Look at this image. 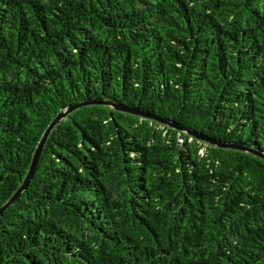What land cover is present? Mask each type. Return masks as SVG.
<instances>
[{
	"label": "trees",
	"instance_id": "16d2710c",
	"mask_svg": "<svg viewBox=\"0 0 264 264\" xmlns=\"http://www.w3.org/2000/svg\"><path fill=\"white\" fill-rule=\"evenodd\" d=\"M74 106L0 264H264V0H0V208Z\"/></svg>",
	"mask_w": 264,
	"mask_h": 264
},
{
	"label": "water",
	"instance_id": "95a60500",
	"mask_svg": "<svg viewBox=\"0 0 264 264\" xmlns=\"http://www.w3.org/2000/svg\"><path fill=\"white\" fill-rule=\"evenodd\" d=\"M81 106V105H79ZM79 106H74V107H70L64 111H62L61 113H59L58 115L55 116V118L51 121V123L48 125V127L46 128V130L44 131L37 147H36V150L34 152V155L32 157V160H31V163H30V166H29V169H28V172H27V175L25 177V179L21 182V185L19 186V188L17 189V191L14 193V195L7 201V203L5 205H3L1 208H0V216L3 214V212L5 210H7L10 206H12L19 198L20 196L22 195V193L26 190V188L28 187L30 181L32 180L35 172H36V169H37V165H38V162H39V159H40V156H41V153H42V150L44 148V145L47 141V138L49 137L50 133L52 132V130L68 115L70 114L71 112H73L75 109H77ZM116 109L120 110V111H124V112H127V113H132V114H136V115H139V113L137 111H134V110H128V109H124V108H120V107H115ZM164 124L172 127V128H175V129H179L178 127H176L175 125L173 124H170L168 122H163ZM190 135L194 136L195 138H198V139H201V140H204V141H207L208 143L212 144V145H216L218 147H222V148H229V149H240L238 148L237 146L235 145H228V144H223V143H217V142H213V141H209V140H206V139H203L201 137H199L198 135L194 134V133H191V132H188ZM244 151H247L255 156H258V157H261L262 159H264V155L263 154H260V153H257L255 151H250V150H245V149H242Z\"/></svg>",
	"mask_w": 264,
	"mask_h": 264
}]
</instances>
